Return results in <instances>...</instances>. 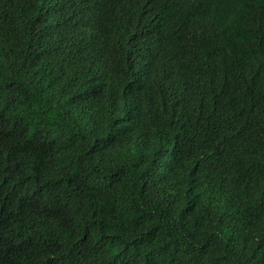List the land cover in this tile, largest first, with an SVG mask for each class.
<instances>
[{"label": "trees", "instance_id": "1", "mask_svg": "<svg viewBox=\"0 0 264 264\" xmlns=\"http://www.w3.org/2000/svg\"><path fill=\"white\" fill-rule=\"evenodd\" d=\"M0 264H264V0H0Z\"/></svg>", "mask_w": 264, "mask_h": 264}]
</instances>
